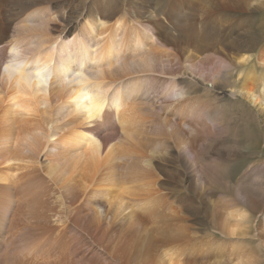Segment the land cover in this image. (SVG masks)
I'll return each mask as SVG.
<instances>
[{"label":"bare ground","instance_id":"1","mask_svg":"<svg viewBox=\"0 0 264 264\" xmlns=\"http://www.w3.org/2000/svg\"><path fill=\"white\" fill-rule=\"evenodd\" d=\"M64 1L0 0V64L19 50L13 64L50 81L0 77V264H264V165L239 162L213 104L264 122V44L240 15L264 6ZM88 68L86 112L62 81ZM150 119L166 142L142 137Z\"/></svg>","mask_w":264,"mask_h":264},{"label":"rangeland","instance_id":"2","mask_svg":"<svg viewBox=\"0 0 264 264\" xmlns=\"http://www.w3.org/2000/svg\"><path fill=\"white\" fill-rule=\"evenodd\" d=\"M80 1L81 0H65L64 4L66 7H68L67 9L70 10L72 7L75 8L76 6H78ZM103 1H107V0H103ZM121 1L128 3L127 0H121ZM197 1L198 0H193L192 3H196ZM253 1H254L253 6H255V5L258 6V4H259V6H262V5L264 6V0H253ZM168 3H169V0H168V2H166V5ZM69 6H71V7H69ZM188 8H189V5H188V7H185V10H187ZM245 13L246 12L240 14L241 17H243V18H246V16L250 17L249 18L250 19L249 24H252V26L250 28L248 27L249 29H247V30L250 31L251 33H253L254 37L257 36L256 39L260 40L259 42L262 41V43L259 45V47H257V50H259V48L264 44V9L254 11L253 14H251V12H250V13L245 15ZM91 20L93 22L95 20V17H92ZM239 21H237V22H239ZM236 23H235L234 27H236V25H238V23L237 24ZM58 26H60L59 29H62L64 26L63 24H61V21L59 18L56 19L55 23H52L51 27L56 28ZM95 27H96L95 33L97 34L98 20H96ZM71 31H73V30H71ZM52 33H53V35H51V36H53V37L58 35V31L52 32ZM71 36H72V33H71ZM58 40L59 41L61 40V36H60V38L58 37ZM164 47H165V49H164ZM161 48H163V50H166V52H168V53L172 52V49L169 46L166 47V46L162 45V46H160V49ZM199 56L201 58H207L210 56V54L209 53L208 54H200ZM161 78L165 81H168V82H174V85H177V86L179 85L178 83H181L185 80V78H171L168 76L167 77L162 76ZM186 85L187 84L183 83L180 86L185 87ZM218 94L220 95V93H218ZM221 95H223L222 92H221ZM213 104H214V107L217 108L216 112L222 113L221 115H223V118H224L223 123H230V130H231L230 135H232V134L233 135L231 136V138L227 142V145L232 146V147L234 146V148H235L234 151H236L242 155V157H240V159H239V162H241V163L246 162L247 164H250L251 166L261 164V163L264 165V139H262V137H261V135L264 134V122H263V120L261 118H259V119L256 118V115L251 111L252 107H251V109H249V108L247 109L241 105H235L232 102L227 103V101L221 100V99H217V101L213 102ZM12 119H14L15 121H18V122H14V123H16L15 124L16 126H18L19 123H21L20 122L21 119L22 120H25V119L29 120V118H26V117L22 118V117H18V116H14V115L12 116ZM153 119H152V121L150 119L151 123L149 122V124L147 123L145 125L144 128L146 130L142 134L143 135L142 137L145 136L147 140L151 139L150 141H148L149 146H151V144L156 142L155 137L156 138L158 137L159 140L157 139V141L161 140V142H166V140H167V138L162 134L161 135H159L158 133L151 134L152 130L150 128H152V127H150V126H152L153 125L152 123H154ZM69 129L72 130L73 127L70 126ZM67 130L68 129H66V131ZM150 130H151V132H150ZM145 132L147 135L145 134ZM156 135H158V136H156ZM152 136H155V137H152ZM145 137H144V139H145ZM152 138H154V139L152 140ZM122 142L123 141H121V140L120 141L117 139L114 140L108 146L107 150L104 152L103 157H105L107 155V153H108L107 156L112 155L115 151H116L115 153H117V151H119L117 149L119 144H123L124 146L125 145L127 146L126 142H123V143ZM257 143L261 144V149H259L258 151H253V146ZM136 151L139 152L140 154L145 152V150L141 149V148H137ZM249 151H251L252 154H250ZM212 158H214V157H212ZM220 162H222L221 163L222 168L225 171H228L229 166H231V165L233 166L234 164H236V165L238 164L236 162V160L233 162L232 161H230V162L220 161ZM219 198L220 197H218V199ZM58 200H60V199H58ZM58 206H59V203H58V201H56L50 205V208L54 209Z\"/></svg>","mask_w":264,"mask_h":264},{"label":"clouds","instance_id":"3","mask_svg":"<svg viewBox=\"0 0 264 264\" xmlns=\"http://www.w3.org/2000/svg\"><path fill=\"white\" fill-rule=\"evenodd\" d=\"M21 54L22 53L19 50L9 48L7 53L8 58L0 64V77L15 76L19 78L26 74L29 78L35 81L36 87L42 88L46 86L50 81L46 78L45 70L43 68L29 65L26 69H21L13 64V58L19 57ZM91 71V68L86 69V71L80 69L75 72V76L77 77L75 81H73L72 77L65 78L62 81V83L70 85L71 87L70 103L73 104L76 110H84L86 112L91 111L100 95L101 90L98 89L92 91L90 90L91 84L85 83V81L90 80L87 73ZM79 77H83V79H79Z\"/></svg>","mask_w":264,"mask_h":264}]
</instances>
